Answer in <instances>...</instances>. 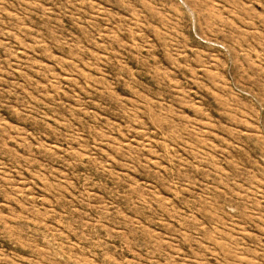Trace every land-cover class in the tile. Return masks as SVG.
I'll return each mask as SVG.
<instances>
[{
	"label": "rangeland",
	"instance_id": "1",
	"mask_svg": "<svg viewBox=\"0 0 264 264\" xmlns=\"http://www.w3.org/2000/svg\"><path fill=\"white\" fill-rule=\"evenodd\" d=\"M0 264H264V0H0Z\"/></svg>",
	"mask_w": 264,
	"mask_h": 264
}]
</instances>
